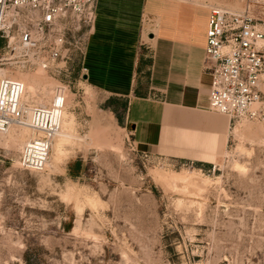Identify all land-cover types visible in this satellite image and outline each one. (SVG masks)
I'll return each mask as SVG.
<instances>
[{
    "label": "rangeland",
    "instance_id": "374dc122",
    "mask_svg": "<svg viewBox=\"0 0 264 264\" xmlns=\"http://www.w3.org/2000/svg\"><path fill=\"white\" fill-rule=\"evenodd\" d=\"M200 1L237 13L246 2ZM67 28L45 71L0 64L38 101L64 89L71 124L43 172L22 169L20 135L0 133V264H264V121L225 117L219 153L204 154L213 165L140 153L125 103L83 79L90 26Z\"/></svg>",
    "mask_w": 264,
    "mask_h": 264
},
{
    "label": "crops",
    "instance_id": "0c3cea01",
    "mask_svg": "<svg viewBox=\"0 0 264 264\" xmlns=\"http://www.w3.org/2000/svg\"><path fill=\"white\" fill-rule=\"evenodd\" d=\"M210 9L200 0H96L84 79L125 103L140 153L214 164L204 154L219 153L231 123L209 109Z\"/></svg>",
    "mask_w": 264,
    "mask_h": 264
},
{
    "label": "built area",
    "instance_id": "2783aa9c",
    "mask_svg": "<svg viewBox=\"0 0 264 264\" xmlns=\"http://www.w3.org/2000/svg\"><path fill=\"white\" fill-rule=\"evenodd\" d=\"M95 10L96 0H0V42L6 41L8 50L0 64L22 59L23 69L45 71L64 57L67 25L91 28ZM263 42L264 0H246L238 13L210 9L203 65L211 78L210 111L234 123L264 121ZM65 106L62 88L43 103L29 95L20 79L0 78V133L25 128L33 132L20 149L22 169L45 168Z\"/></svg>",
    "mask_w": 264,
    "mask_h": 264
},
{
    "label": "bare ground",
    "instance_id": "6f19581e",
    "mask_svg": "<svg viewBox=\"0 0 264 264\" xmlns=\"http://www.w3.org/2000/svg\"><path fill=\"white\" fill-rule=\"evenodd\" d=\"M264 44V42H263ZM38 72H42L41 70H38ZM3 77H6V76H1L0 78H3ZM23 82V81H22ZM24 83V82H23ZM32 93L35 95V90L32 91ZM45 103V102H43ZM66 111V106L63 110V118L61 120V123H60V132L58 134H56L52 140V147H51V150H53L54 152V158H55V161L56 162H59L61 160V156H62V148L67 144L66 142V138L69 136V132H70V127H71V124L69 123H66V121H63L64 119V112ZM20 130V131H19ZM10 131H13L15 133H17L18 135H20L21 137V141H20V147L22 148L23 147V143L26 139H30L32 137V130H30V128H25V129H11ZM50 165V158H49V161L48 163L46 164L45 168H43V170L41 171H38L37 169H31L33 171H36V172H43L45 171L48 166ZM191 173V172H190ZM188 176L189 174H172L170 175V179L172 180H180L184 183L188 182Z\"/></svg>",
    "mask_w": 264,
    "mask_h": 264
}]
</instances>
